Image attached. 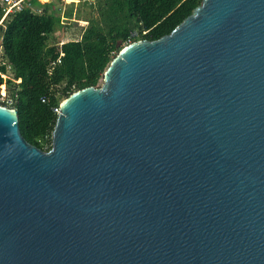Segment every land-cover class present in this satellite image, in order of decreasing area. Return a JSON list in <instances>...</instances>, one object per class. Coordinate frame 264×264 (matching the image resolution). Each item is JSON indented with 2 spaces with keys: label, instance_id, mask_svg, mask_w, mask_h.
<instances>
[{
  "label": "water",
  "instance_id": "1",
  "mask_svg": "<svg viewBox=\"0 0 264 264\" xmlns=\"http://www.w3.org/2000/svg\"><path fill=\"white\" fill-rule=\"evenodd\" d=\"M0 264H264V0L121 47L49 151L0 106Z\"/></svg>",
  "mask_w": 264,
  "mask_h": 264
},
{
  "label": "trees",
  "instance_id": "2",
  "mask_svg": "<svg viewBox=\"0 0 264 264\" xmlns=\"http://www.w3.org/2000/svg\"><path fill=\"white\" fill-rule=\"evenodd\" d=\"M71 1H92L97 12L96 16L86 19L76 39L50 40L56 27L61 25L59 9L50 0H29L31 7L14 11L0 22V45L5 62L0 72L12 74L6 82L9 92L15 96L21 135L43 151L51 148L57 118L53 109L59 108L63 99L82 88L99 87L105 70L121 47L137 40H156L170 33L202 2ZM2 14L0 4V19Z\"/></svg>",
  "mask_w": 264,
  "mask_h": 264
},
{
  "label": "rangeland",
  "instance_id": "3",
  "mask_svg": "<svg viewBox=\"0 0 264 264\" xmlns=\"http://www.w3.org/2000/svg\"><path fill=\"white\" fill-rule=\"evenodd\" d=\"M42 2L46 0H41ZM59 9V15L61 18V25L57 26L54 33L50 36V40L54 41L57 37H61L62 41L76 39L79 37L80 28L86 25V19L90 16H96L97 12L94 8L92 1L88 3H78L71 0H50ZM69 12L70 16L66 13ZM64 27V30L62 28ZM1 51V47H0ZM9 70V69H8ZM4 76V77H3ZM3 83L5 79L12 78L10 72L3 73ZM14 81V79H13ZM5 86L9 88V84L6 82Z\"/></svg>",
  "mask_w": 264,
  "mask_h": 264
},
{
  "label": "built area",
  "instance_id": "4",
  "mask_svg": "<svg viewBox=\"0 0 264 264\" xmlns=\"http://www.w3.org/2000/svg\"><path fill=\"white\" fill-rule=\"evenodd\" d=\"M0 3L3 6V11H4V16L3 18L14 11H19L21 10L24 6L29 4V0H0ZM59 61V60H58ZM5 65V62L1 58L0 54V66ZM7 69H10L9 66H7ZM3 73L0 72V77L3 79ZM4 79L0 82V106H5V107H10V108H15L14 103H15V96H12L11 93L8 90V87L5 86V82L3 83ZM15 82H19V80H14ZM54 112L58 114L59 108L55 107Z\"/></svg>",
  "mask_w": 264,
  "mask_h": 264
},
{
  "label": "crops",
  "instance_id": "5",
  "mask_svg": "<svg viewBox=\"0 0 264 264\" xmlns=\"http://www.w3.org/2000/svg\"><path fill=\"white\" fill-rule=\"evenodd\" d=\"M46 1H47V0H46ZM44 2H45V1H44ZM30 3H31V2H30ZM30 3H29L28 5H26V6H24L23 8H25V7H31L32 5H31ZM0 4H1V3H0ZM1 6H2V4H1ZM2 7H3V6H2ZM23 8H22V9H23ZM19 11H20V10H19ZM9 14H10V13H9ZM7 15H8V14H7ZM7 15H6V16H7ZM3 16H4V11H3L2 17H1V19H0V22H2V20L6 17V16H5V17L3 18ZM0 47H1V45H0ZM2 53H3V50H2V48H1L0 54H1V58L3 59V55H2Z\"/></svg>",
  "mask_w": 264,
  "mask_h": 264
}]
</instances>
